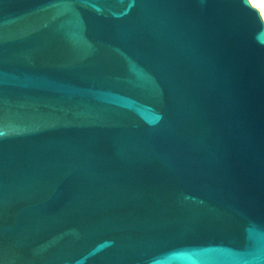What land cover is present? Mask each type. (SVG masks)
Returning a JSON list of instances; mask_svg holds the SVG:
<instances>
[{"label":"water","instance_id":"water-1","mask_svg":"<svg viewBox=\"0 0 264 264\" xmlns=\"http://www.w3.org/2000/svg\"><path fill=\"white\" fill-rule=\"evenodd\" d=\"M0 264H264L249 0H0Z\"/></svg>","mask_w":264,"mask_h":264},{"label":"bare ground","instance_id":"bare-ground-1","mask_svg":"<svg viewBox=\"0 0 264 264\" xmlns=\"http://www.w3.org/2000/svg\"><path fill=\"white\" fill-rule=\"evenodd\" d=\"M252 7L258 10L264 21V0H249Z\"/></svg>","mask_w":264,"mask_h":264}]
</instances>
